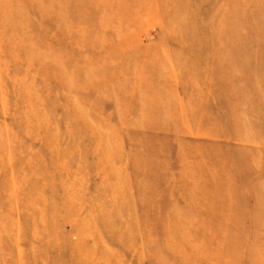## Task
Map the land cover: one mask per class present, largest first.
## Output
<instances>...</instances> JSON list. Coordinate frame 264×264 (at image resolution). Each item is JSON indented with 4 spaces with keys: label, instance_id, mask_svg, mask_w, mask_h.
<instances>
[{
    "label": "rangeland",
    "instance_id": "374dc122",
    "mask_svg": "<svg viewBox=\"0 0 264 264\" xmlns=\"http://www.w3.org/2000/svg\"><path fill=\"white\" fill-rule=\"evenodd\" d=\"M0 264H264V0H0Z\"/></svg>",
    "mask_w": 264,
    "mask_h": 264
}]
</instances>
